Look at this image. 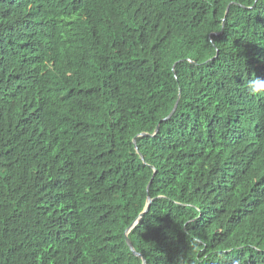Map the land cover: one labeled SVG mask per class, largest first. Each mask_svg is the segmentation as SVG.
Wrapping results in <instances>:
<instances>
[{"label": "trees", "instance_id": "1", "mask_svg": "<svg viewBox=\"0 0 264 264\" xmlns=\"http://www.w3.org/2000/svg\"><path fill=\"white\" fill-rule=\"evenodd\" d=\"M257 78L264 0H0V264H264Z\"/></svg>", "mask_w": 264, "mask_h": 264}, {"label": "clouds", "instance_id": "2", "mask_svg": "<svg viewBox=\"0 0 264 264\" xmlns=\"http://www.w3.org/2000/svg\"><path fill=\"white\" fill-rule=\"evenodd\" d=\"M209 43H212V42L209 41ZM259 89H264V79L257 78L254 81H250V83H249L250 92L255 94ZM148 202H149V200H148Z\"/></svg>", "mask_w": 264, "mask_h": 264}, {"label": "water", "instance_id": "3", "mask_svg": "<svg viewBox=\"0 0 264 264\" xmlns=\"http://www.w3.org/2000/svg\"><path fill=\"white\" fill-rule=\"evenodd\" d=\"M178 104H179V100H178V102L176 103L175 108L172 110V112L170 113V115H169L166 119H169L170 117H172V115H174L175 111H176L177 108H178ZM159 127H160V126L157 127L156 132H158ZM151 201H152V200L149 198V202H148V205H147V207H146V209H145V212L149 210V208H150V204H151ZM142 215H143V214H142ZM142 215H141V216H142ZM129 230H130V228L127 230V232H128ZM127 240H128V243H129L130 247L132 248V250L135 251V249H134V247H133V245H132L130 239H127ZM135 252H136V251H135ZM144 264H146V261H145Z\"/></svg>", "mask_w": 264, "mask_h": 264}]
</instances>
